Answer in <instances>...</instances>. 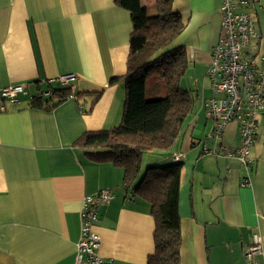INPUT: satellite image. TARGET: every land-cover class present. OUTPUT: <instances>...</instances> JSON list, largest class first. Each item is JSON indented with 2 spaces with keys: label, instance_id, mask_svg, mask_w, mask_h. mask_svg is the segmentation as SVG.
<instances>
[{
  "label": "crops",
  "instance_id": "0c3cea01",
  "mask_svg": "<svg viewBox=\"0 0 264 264\" xmlns=\"http://www.w3.org/2000/svg\"><path fill=\"white\" fill-rule=\"evenodd\" d=\"M219 5L172 0L185 21L175 43L188 52L184 87L192 113L171 148L150 150L155 156L146 167L172 163L175 155L182 163L180 264H248L243 251L253 232L262 238L256 260L264 264V112L250 148L248 186L240 185L245 169L236 158L203 152L213 145L206 140L212 123L201 99L210 93L205 74L220 34ZM237 9L250 13L258 34L243 57L257 59L264 55V0ZM131 29L129 12L115 0H0V88H25L0 111V264H75L82 199L102 189L112 198L98 208L99 254L109 264H147L154 249L148 203L122 184L120 167L90 161L74 145L83 132L120 122L125 87L110 79L126 71ZM65 73L77 76L75 98L51 109L30 105L32 96ZM96 92L90 111L82 112L79 105L89 108ZM237 142V124L231 122L218 144L231 150Z\"/></svg>",
  "mask_w": 264,
  "mask_h": 264
},
{
  "label": "trees",
  "instance_id": "16d2710c",
  "mask_svg": "<svg viewBox=\"0 0 264 264\" xmlns=\"http://www.w3.org/2000/svg\"><path fill=\"white\" fill-rule=\"evenodd\" d=\"M115 2L129 12L132 25L126 71L110 79V84L124 83L121 119L109 129L83 132L74 145L80 147L90 161H111L120 167L122 184L132 186V195L148 203L154 220V249L147 264H180L178 200L182 163L179 157L173 158L172 163L148 166L141 174L140 160L146 150L171 148L185 128L184 120L192 98L181 80L189 60L185 46L175 43L185 21L173 10L172 0H152L149 4L141 0ZM205 79L209 82L206 74ZM148 81L151 92L159 93L163 86L165 95L147 99ZM47 89L32 96L30 105L51 109L75 96L67 85L49 83ZM99 95L100 92L94 93L89 108L78 104L79 109L90 111ZM207 97L201 99V104Z\"/></svg>",
  "mask_w": 264,
  "mask_h": 264
},
{
  "label": "built area",
  "instance_id": "2783aa9c",
  "mask_svg": "<svg viewBox=\"0 0 264 264\" xmlns=\"http://www.w3.org/2000/svg\"><path fill=\"white\" fill-rule=\"evenodd\" d=\"M250 1L220 0V34L211 49L206 71L211 91L202 103L212 123L206 140L213 144L203 147V152L236 158L245 169L241 186L250 184L254 162L250 148L256 138L258 115L264 112V55L257 59H246L242 54L243 48L258 37L250 13L237 9ZM76 78L74 73H65L53 81L73 89ZM22 93H25V88L21 84L0 88V111L6 109V103H15L17 96ZM231 122L237 124L238 142L235 148L229 150L221 147L218 142L225 126ZM177 158L178 155H175L174 159ZM111 198L108 189L83 197L75 264H109L99 254L100 237L94 228L98 221V208L107 204ZM243 253L249 264H258L256 256L262 253V238L258 233L251 234L250 243L244 247Z\"/></svg>",
  "mask_w": 264,
  "mask_h": 264
},
{
  "label": "rangeland",
  "instance_id": "374dc122",
  "mask_svg": "<svg viewBox=\"0 0 264 264\" xmlns=\"http://www.w3.org/2000/svg\"><path fill=\"white\" fill-rule=\"evenodd\" d=\"M186 76L187 75H183V77H182V80H181V85L184 87V85H185V82H186V80H187V78H186ZM154 79V78H153ZM152 79V80H153ZM191 79H193V78H191ZM155 80H157L156 78L154 79V81ZM208 82V81H207ZM192 83H193V86L192 87H194L195 86V82L192 80ZM150 81H148V83H147V92H146V98L147 99H151L152 97H155V96H159V95H165V89L163 88V86H162V90L159 92V93H156V94H154L153 92H151L150 91ZM201 84H202V82H201ZM210 84H209V82L207 83V85H205V87L206 88H208V86H209ZM199 87H201V85H199ZM209 89V88H208ZM190 115H191V113H192V110H190L189 112H188ZM209 122H211V120H209ZM229 124V123H228ZM152 150H154V151H156V152H161V151H163V150H165V149H152ZM155 156V153H151L150 152V150H146V151H144L143 153H142V155H141V160H140V170H141V174H143V172L145 171V169L148 167H146V159H149V158H152V157H154ZM143 164V165H142ZM165 164H168V163H163V162H161V163H159L158 164V166H163V165H165ZM151 166H153V165H151Z\"/></svg>",
  "mask_w": 264,
  "mask_h": 264
}]
</instances>
